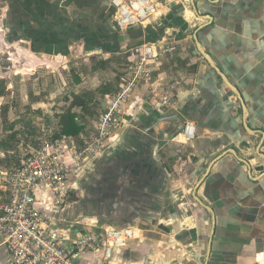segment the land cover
<instances>
[{"label": "crops", "instance_id": "0c3cea01", "mask_svg": "<svg viewBox=\"0 0 264 264\" xmlns=\"http://www.w3.org/2000/svg\"><path fill=\"white\" fill-rule=\"evenodd\" d=\"M158 1V19L121 29L110 0H0L4 45L34 59L111 58L147 41L176 46L153 71L174 105L138 88L102 154L82 163L66 154L72 192L47 222L79 263L95 259L78 240L130 225L134 239L121 250L134 264H264V0ZM113 93L97 92L96 104L106 107ZM96 115L62 138L82 146ZM187 122L195 137L180 142ZM0 264H13L1 238Z\"/></svg>", "mask_w": 264, "mask_h": 264}, {"label": "built area", "instance_id": "2783aa9c", "mask_svg": "<svg viewBox=\"0 0 264 264\" xmlns=\"http://www.w3.org/2000/svg\"><path fill=\"white\" fill-rule=\"evenodd\" d=\"M114 19L121 29H130L158 19V0H110ZM176 46L163 40L143 42L129 49L131 67L118 90L108 97L95 130L82 135L83 145L66 137L42 140L21 159L19 167L0 170V238L13 264H134L123 258V247L132 242L134 228L107 227L102 235H88L76 242L79 252H90L95 261L79 263L76 253L67 252L60 232L47 222V212L62 210L72 192L73 170L64 162L70 154L78 163L89 161L111 144L124 128L123 111L134 92L146 88L149 96L163 108L175 103L169 94L158 92L153 84L154 63ZM180 142L195 137V125L187 122L178 135Z\"/></svg>", "mask_w": 264, "mask_h": 264}, {"label": "rangeland", "instance_id": "374dc122", "mask_svg": "<svg viewBox=\"0 0 264 264\" xmlns=\"http://www.w3.org/2000/svg\"><path fill=\"white\" fill-rule=\"evenodd\" d=\"M129 56L34 59L5 46L0 33V133L12 142L8 150L0 149V170L19 167L31 148L54 139L58 131L54 115L74 92L94 91L104 82L115 92L131 67ZM104 107L105 102L98 100L96 122ZM13 131L20 133L13 137Z\"/></svg>", "mask_w": 264, "mask_h": 264}, {"label": "trees", "instance_id": "16d2710c", "mask_svg": "<svg viewBox=\"0 0 264 264\" xmlns=\"http://www.w3.org/2000/svg\"><path fill=\"white\" fill-rule=\"evenodd\" d=\"M119 88V87H118ZM118 90V89H117ZM116 90V91H117ZM115 91V92H116ZM97 92L102 94L112 92L111 85H102L95 91L82 90L74 92L72 97L66 98L67 106L59 110L54 116L57 120L58 131L54 135V139L61 138L62 136H78L85 126V116L94 117L96 114L95 105L97 99ZM82 118V120H81ZM13 127V126H12ZM20 132H12L13 137ZM9 137L4 138L0 133V149L3 151L8 150L11 145ZM122 228V226H117Z\"/></svg>", "mask_w": 264, "mask_h": 264}, {"label": "water", "instance_id": "95a60500", "mask_svg": "<svg viewBox=\"0 0 264 264\" xmlns=\"http://www.w3.org/2000/svg\"><path fill=\"white\" fill-rule=\"evenodd\" d=\"M195 1L196 0H190V2L194 5V7L196 8L195 5ZM198 50L200 51V53L207 59V61L209 62V64L211 65V67L216 71V73L226 82V84L233 90L237 91L234 87V85L228 81L225 77V75L219 70V68L215 65L214 61L211 59V57L205 53L200 46H198ZM171 120V117H162L159 119V121H169ZM233 153H235V151H233ZM234 155V154H233ZM243 163H245L247 165V162L245 160H241ZM206 208V207H205Z\"/></svg>", "mask_w": 264, "mask_h": 264}]
</instances>
